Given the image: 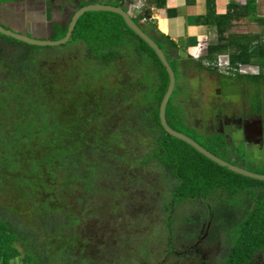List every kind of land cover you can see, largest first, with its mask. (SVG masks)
<instances>
[{
	"label": "trees",
	"instance_id": "trees-1",
	"mask_svg": "<svg viewBox=\"0 0 264 264\" xmlns=\"http://www.w3.org/2000/svg\"><path fill=\"white\" fill-rule=\"evenodd\" d=\"M165 1L151 3L160 9ZM93 2L127 10L134 0L80 5ZM146 8L133 18L138 25ZM209 12L205 25L216 27L217 42L203 46L199 58L187 57L189 67L262 81L264 15L256 0L230 4L224 15ZM240 20L257 31L230 32ZM67 30L55 25L52 38ZM150 37L176 81L177 73L187 76L188 59L177 54L176 42L162 33ZM227 52L229 75L218 66ZM147 62L152 81L142 70ZM247 65L261 72H238ZM0 68V178L19 179L27 196L0 206V264H158L207 232L226 236L223 264H252L264 254V181L235 173L167 133L159 111L169 73L121 15L86 12L60 45L0 33ZM182 94L175 85L168 124L251 171L236 147L242 143L219 131L199 132L188 121ZM10 169L22 176H10Z\"/></svg>",
	"mask_w": 264,
	"mask_h": 264
},
{
	"label": "flooded vegetation",
	"instance_id": "flooded-vegetation-1",
	"mask_svg": "<svg viewBox=\"0 0 264 264\" xmlns=\"http://www.w3.org/2000/svg\"><path fill=\"white\" fill-rule=\"evenodd\" d=\"M80 1L82 3L84 0ZM0 5V12H2L0 21L3 24L8 26V28L27 33L28 35L33 34L40 38H52L55 35V25L63 27L68 25L70 17L79 9V6L82 7L79 4V0H5L0 1ZM13 8H16L15 10L17 12L11 11ZM22 11L27 13L26 18L23 17ZM220 71L224 73L225 69H220ZM260 72L261 69L258 67V73ZM219 76V84L226 83V76ZM245 78L246 80H238L240 82L243 81L241 86L245 84L244 81L249 84L246 89L255 86L253 91H244V96L241 94L242 97H245V95L248 96V106L246 100H243L245 98L240 99L239 106L232 105L231 99L233 100L234 96H225L226 92L223 93L222 90L216 88L214 90V100L210 106V111L207 112L205 118H198L202 122H198L199 120L196 119L194 121L195 126L204 131H219L223 134L227 133L226 128H229L231 133H228L227 136L225 134L228 140L232 139L235 142L242 143L241 139L235 138L241 133L247 145L264 144V79L259 83H255L253 78L249 76ZM196 106L202 107V104H197ZM202 233L203 230L201 231ZM223 235L221 232L213 237L209 232L204 233L203 236L198 237L192 244L183 247L185 249L184 253H190L189 251L195 252L193 256L190 255L189 260L200 262L198 264H217V262H211V257L203 256L205 253L214 251L217 246V251L218 249L224 251L228 248L224 245L223 239L226 236L224 235L223 237ZM220 254L219 252V263L225 257L223 255L224 253L221 256ZM219 257H223V259ZM252 264L256 263L254 262Z\"/></svg>",
	"mask_w": 264,
	"mask_h": 264
},
{
	"label": "rangeland",
	"instance_id": "rangeland-1",
	"mask_svg": "<svg viewBox=\"0 0 264 264\" xmlns=\"http://www.w3.org/2000/svg\"><path fill=\"white\" fill-rule=\"evenodd\" d=\"M15 9L16 8H13V9H11V11L17 12ZM260 9H261L262 15H264V0H260ZM21 13H22L23 17H25V18L27 17V13H25V11H22ZM256 26L257 25L255 23L245 21L242 23V25H240V28H238L237 30H238V32H241V33L242 32H245V33L256 32L257 31ZM257 56L258 55H254V61H256ZM198 58H199V56H198ZM187 61H188L187 62V69L185 70L187 72V76L180 77L179 73H177L178 74V80H177L178 82L176 81V90L180 89V91H182V93L184 94V95L182 94L183 96H180V98L182 97L181 99L184 101V103L186 105V107L184 109H185V113H186V116L188 117L189 122H194L198 118H205L206 117V114H207V112L210 111V106L213 103L214 90L216 88H219L220 90H222L223 93L226 92L225 96H228V95L234 96L233 100L231 99L232 105L239 106V101L241 98H245L243 100L244 101L246 100V102L248 103L247 106L249 105L248 96L245 95V97H242L241 94H243L244 91H253L255 86L254 87L249 86L250 88L246 89V88H248V85H249L248 82H246V81H244L245 84L241 86V84H243V81L242 82L238 81L239 80L237 78L238 75H236L235 72H233L234 77H230V78L226 77V79H227V80H225L226 83L219 84L218 77L220 78V76L218 74H215V73L213 74L211 71L207 70V68L204 70L203 69L200 70L199 68H197L198 69L197 70L196 68L194 69L192 67H189V61L190 60H187ZM207 63H208V61L205 60V64H207ZM258 65H260V64L258 63ZM149 66L150 65H148V62L146 64L144 63V67L142 70L143 71L148 70L146 72L147 75L145 78L152 81L153 80L152 76H153L154 72H151V70L149 69ZM258 67L247 65L244 68L242 67V69H238V72L244 73V74L257 73ZM229 69L230 68L225 69L223 74L229 75V72H230ZM222 70H224V68ZM232 70H234V68H232ZM231 73H232V71H231ZM1 75L3 77L5 76L4 73H1L0 77H1ZM240 79L246 80L245 75L240 76ZM263 88H264V86H263ZM260 92H261V89H260ZM254 93L256 94V92H254ZM245 94H246V92H245ZM243 96H244V94H243ZM250 97H251V95H250ZM178 100L181 104L180 99H178ZM197 104H202V107L196 106ZM198 122H202V121L199 120ZM194 128H196V127H194ZM199 132H204V131L202 129H199ZM210 132H212V131H210ZM226 132L227 133H225V134L227 136L228 133H231V130H229V128H226ZM242 136L243 135L240 133L239 135H237L235 137L236 139L242 140V144H237L236 147L239 148L238 149L239 152L244 155L246 167L255 173L259 172V174H264V144H253L252 146L247 145L245 140H243ZM201 138L203 139V137H201ZM8 174L10 176H13V175L22 176V173L19 170H13V169L8 170ZM5 176L6 175H4L2 173V177L0 178V180L5 178ZM5 179L6 180H4L0 186V188H2V186H3L2 189L4 191H6L5 193H3L4 191L2 189H0V193H1L0 194V206H1V204H6V205L16 204L15 202L17 201V199H19V200L27 199V196H23L21 189L18 187L19 184H18L17 180H19V179L9 178L11 181L9 183L12 186V189H10V190H8V189H6V187H4V186H7V184L9 186L8 178L6 177ZM9 194H10V196H9ZM23 197H24V199H23ZM224 240H226V239H224ZM217 247L214 251L212 250L213 252L210 251V253H205L203 257H205V256L211 257L210 260L212 263L217 262V264H223V261L220 260L221 262L219 263V260H218L219 252L222 254V250L218 249V251H217ZM184 251H185V249L183 247H179L178 249L175 247V249L173 250L174 253L172 252L170 257L165 259L162 263H158V264H190V263L198 264V263H200V262H193V261L189 260L190 255L193 256L195 252L189 251L190 253H184ZM221 254H220V256H221ZM176 258H178V260ZM219 258L223 259V257H219ZM179 259H180V261H179ZM255 263L256 264H264V254L259 256V258L255 261ZM13 264H21V263L18 262V263H13Z\"/></svg>",
	"mask_w": 264,
	"mask_h": 264
},
{
	"label": "crops",
	"instance_id": "crops-1",
	"mask_svg": "<svg viewBox=\"0 0 264 264\" xmlns=\"http://www.w3.org/2000/svg\"><path fill=\"white\" fill-rule=\"evenodd\" d=\"M151 1L134 0L133 4L127 7V10L133 18H136L141 10L147 6L146 10H148L149 17L155 19L156 22L144 18L139 25L150 36L158 37L162 33L174 40L177 45V50H175L177 54L184 59L191 57V60L203 52V46L217 42L216 27L213 24L205 25L207 15L210 13L209 10L211 9L216 15H224L228 12L230 4L245 5L247 3V0H166L165 7L159 9ZM80 2L79 0V4ZM147 2L150 6L146 5ZM89 4H97V2ZM256 4L258 5V13L262 15L260 0H256ZM245 21L247 22V20L236 21L230 27V32L239 33L237 29ZM223 54L229 56L228 52Z\"/></svg>",
	"mask_w": 264,
	"mask_h": 264
},
{
	"label": "water",
	"instance_id": "water-1",
	"mask_svg": "<svg viewBox=\"0 0 264 264\" xmlns=\"http://www.w3.org/2000/svg\"><path fill=\"white\" fill-rule=\"evenodd\" d=\"M89 11H109V12H113V13H117V14L121 15L123 17V19L125 20L127 26L130 29H132L140 38H143L156 51V53L159 56V58L161 59L162 63L166 67V69L169 73V77H170V82H169L168 88H167V90H166V92L162 98V101L160 104V111H159L161 123L169 135L178 137V138L186 141L187 143L193 145L196 149H198L200 152L205 154L207 157L211 158L212 160H214L215 162L219 163L222 166L228 167L231 171H233L235 173H238V174H241V175H244L246 177L253 178V179H258V180L264 181V175L263 174L254 173V172L248 171L242 167L235 166V164H232V163L228 162L227 160H224L221 157L217 156L216 154L212 153L210 150H208L207 148L202 146L200 143H198L192 137L188 136L187 134H185L181 131H178V130L172 128L168 124L167 118H166V106H167V103H168V101H169V99H170V97L174 91L175 85H176L175 71L173 69V66L171 65V63L167 59L162 48L158 45V43L153 38H151L140 27V25L135 23V21L133 20V16L131 15V13L128 10H124L120 6L103 5V4H89V5L83 6V7L79 8L70 17L69 22H68V30H67L66 36L64 38H60V39H52L49 37L40 38V37L35 36L33 34L28 35L27 33L8 28V26L3 24L1 21H0V33L4 34L6 36L12 37V38H16V39L21 40V41H25V42L30 43V44H35V45H40V46L60 45V44L66 43L71 38L73 31H74V28H75V25H76V22L78 21V19L84 13L89 12ZM1 14H2V12H0V15ZM145 19L151 20L152 22H156V20L150 18L148 14H145Z\"/></svg>",
	"mask_w": 264,
	"mask_h": 264
},
{
	"label": "built area",
	"instance_id": "built-area-1",
	"mask_svg": "<svg viewBox=\"0 0 264 264\" xmlns=\"http://www.w3.org/2000/svg\"><path fill=\"white\" fill-rule=\"evenodd\" d=\"M218 66L221 67V69H228L231 67L230 58L226 54H221L218 59Z\"/></svg>",
	"mask_w": 264,
	"mask_h": 264
}]
</instances>
